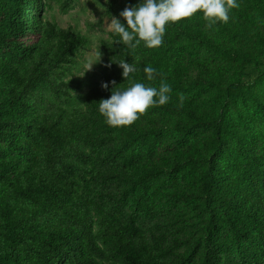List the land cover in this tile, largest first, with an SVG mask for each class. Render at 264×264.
<instances>
[{
    "label": "trees",
    "instance_id": "16d2710c",
    "mask_svg": "<svg viewBox=\"0 0 264 264\" xmlns=\"http://www.w3.org/2000/svg\"><path fill=\"white\" fill-rule=\"evenodd\" d=\"M50 1L55 0H0V264H194L179 248L201 251L200 264H264V146L251 128L258 119L264 129V114L250 112L253 106L263 112L264 106L249 87L229 82L217 90L215 101L239 103L243 113L237 128H227L220 115L199 116L186 96L219 77L207 59L195 55L210 47L212 37L218 38L214 53L226 59L254 60L236 44L264 49V30L255 29L245 11H258L264 27L263 0H236L242 8L230 9L229 21L211 28L200 11L166 24L157 48L142 41L131 50L114 43L119 36L110 33L99 44L100 74L85 109L61 103L80 87L72 71L88 39L43 21L37 11ZM71 1L61 0L60 8ZM140 2L107 0L105 16L125 23L119 13ZM240 20L249 24L241 26ZM122 59L137 68L127 80L117 64ZM149 65L161 74L153 81L143 72ZM191 67L193 80L184 75ZM161 79L172 88L166 105L151 107L128 126L105 122L98 102L108 99L113 87H158ZM178 93L186 97L182 108ZM166 113L176 114L169 136L157 124ZM196 131L209 133L204 166L196 161L201 153L192 139ZM230 138L239 161L225 154ZM161 146H173L169 171L174 179L183 178L182 185L157 186L154 158ZM120 185L132 194L133 210L123 205L126 191L118 194ZM159 191L203 222L200 237L173 235L176 218L159 212Z\"/></svg>",
    "mask_w": 264,
    "mask_h": 264
},
{
    "label": "rangeland",
    "instance_id": "374dc122",
    "mask_svg": "<svg viewBox=\"0 0 264 264\" xmlns=\"http://www.w3.org/2000/svg\"><path fill=\"white\" fill-rule=\"evenodd\" d=\"M107 0H72L70 6L62 10L60 8L61 0H55L47 2L42 5L37 11L39 17L43 21H48L56 25L57 28H71L73 32L80 33L88 39L87 45L82 47L77 56V64L72 71V77L80 81L79 89L72 91L71 97L61 103L65 108L78 107L85 109L86 106V95L89 89L94 86L99 78V63L92 66L90 71H85L86 66L89 62H94L96 60L95 53L99 50V44L102 40H109V32L106 29V24L110 22L112 17L105 16V7ZM123 0H118L119 4ZM238 4V2L236 1ZM264 3V0H263ZM261 3V4H263ZM239 5V4H238ZM241 9L242 6L239 5ZM246 14L249 18L253 19L252 23L255 29L260 32L264 30L263 25L260 23L259 12L252 9H245ZM244 26L245 21L240 20L239 25ZM212 37L210 47H201L196 51L195 55L202 58L203 60H208L209 66L214 73H217L219 77H214L211 83L204 87V90L192 94L188 92L187 97L194 100V105L197 107V112L199 116L210 115L216 117L220 115L219 123L227 128H237L238 127V116L242 114L243 111L240 108L239 103L229 102L224 106H219L215 101V93L217 90H224L229 82H236L237 87L240 89L241 85H246L255 95L256 100L264 106V49L256 48L254 44H236L235 47L239 48L241 51L247 50L252 54L254 60H233L223 58L214 53L215 44H218V38ZM209 38V37H208ZM227 40V38H226ZM228 41V40H227ZM231 43L230 41H228ZM101 61V60H100ZM84 73V74H83ZM187 79L193 80L196 75V69L194 67L189 68L187 73L184 74ZM258 106L251 107L252 113L255 116H263V112H257ZM176 118L174 113L163 114V120L157 121L159 126H162V132L166 135L171 133V123ZM251 128L256 135L259 136L258 144L264 146V129L263 122L255 119L251 123ZM197 134L192 137L196 141L197 147L200 148L201 153L196 157V161L204 166L205 158H207L208 153L204 147L207 138L209 137L208 132L196 131ZM263 132V135H259ZM171 144V142H169ZM169 148V147H168ZM165 149L161 146L160 149L155 154L154 160L157 163V173L159 174L157 186L162 189H166L172 185L179 186L184 183L183 178L174 179L171 171H169L172 163V155L169 151L170 149ZM236 144L232 138H230L226 145L225 154H229L230 160H240V155L236 152ZM166 160V164H165ZM121 187L117 189L118 194L126 191V196L123 199V205L128 210H133L132 204V194L129 193L127 187L120 185ZM122 188V189H121ZM156 205L161 214L168 212L175 216V222L172 223L173 235L180 236L182 238H187L189 240H196L204 232L203 222L196 219L191 210L186 207L181 201H176L174 199L165 197L164 194L159 191L156 197ZM206 217V214H204ZM221 230V228H220ZM224 241H229V237L224 235ZM183 252L185 258L194 264H200L201 251H186L183 248L176 249ZM233 255L237 256V250L233 251ZM223 256H220L217 261H221Z\"/></svg>",
    "mask_w": 264,
    "mask_h": 264
},
{
    "label": "clouds",
    "instance_id": "9594fccd",
    "mask_svg": "<svg viewBox=\"0 0 264 264\" xmlns=\"http://www.w3.org/2000/svg\"><path fill=\"white\" fill-rule=\"evenodd\" d=\"M238 7L236 0H142L134 6H126L119 13L125 23L112 17L106 24V29L119 36V40L114 43L123 44L128 49L135 50L142 41L147 48H157L163 43L166 24L190 18L200 11L208 21L206 27L211 28L217 21L227 23L229 10ZM95 55L96 60L89 62L85 71H90L94 64L100 62L101 52L97 50ZM117 64L123 69L121 75L125 80L137 71L134 63H127L124 59ZM143 72L148 81H153L157 75H161L151 65L144 67ZM111 83L116 86L115 81ZM101 87L107 89L108 84L102 83ZM171 92V85L164 79H161L158 87L144 83H132L123 90L113 87L110 97L98 102L99 112L109 126H128L151 107L166 105L171 99ZM177 95L178 107L182 108L185 94Z\"/></svg>",
    "mask_w": 264,
    "mask_h": 264
}]
</instances>
